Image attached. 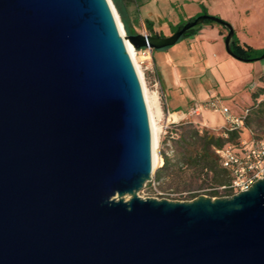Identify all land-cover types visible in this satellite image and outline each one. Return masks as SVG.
I'll list each match as a JSON object with an SVG mask.
<instances>
[{
	"label": "water",
	"instance_id": "1",
	"mask_svg": "<svg viewBox=\"0 0 264 264\" xmlns=\"http://www.w3.org/2000/svg\"><path fill=\"white\" fill-rule=\"evenodd\" d=\"M208 18L233 54L232 25L207 14L127 38L161 49ZM152 171L109 0H0V264H264V178L231 196L142 198Z\"/></svg>",
	"mask_w": 264,
	"mask_h": 264
},
{
	"label": "rangeland",
	"instance_id": "2",
	"mask_svg": "<svg viewBox=\"0 0 264 264\" xmlns=\"http://www.w3.org/2000/svg\"><path fill=\"white\" fill-rule=\"evenodd\" d=\"M111 1L124 25L126 37L128 33L118 4L137 33H151L148 23L154 32L165 36L172 35L180 24L190 21L197 11H205L204 14L230 23L241 44L251 46L253 55L261 56L242 60L230 54L225 42L228 30L209 20L197 24L194 34L182 36L165 48L154 49L151 59H145L136 49L150 95L155 91L159 94L158 106L153 104L158 128V163L139 196L173 201L192 200L200 195L223 196L220 192L213 193L218 184L213 181L212 172L195 173L193 168L183 164L185 145L181 135L195 127L227 136L229 121L219 109L227 106L234 115H247L254 104L257 106L264 99V94L255 100L252 96L259 86H264V0ZM197 106L201 108L200 113L193 112ZM239 134V139H264V120L241 126Z\"/></svg>",
	"mask_w": 264,
	"mask_h": 264
},
{
	"label": "trees",
	"instance_id": "3",
	"mask_svg": "<svg viewBox=\"0 0 264 264\" xmlns=\"http://www.w3.org/2000/svg\"><path fill=\"white\" fill-rule=\"evenodd\" d=\"M117 6L122 14V19L125 24L128 35L136 34L137 32L130 25L129 20L127 16L124 15L121 6L119 4ZM204 13L205 11H203V14ZM197 16H193L190 20H194ZM207 20L214 21L210 18L206 19L205 21ZM184 24L185 23L180 24L177 29H181ZM147 26L153 35H163L161 33L154 32L153 27L150 26L148 23ZM196 30L197 27L194 26L187 30L182 36L192 35L196 32ZM231 46L233 51L232 55L239 59L255 60L261 57L253 55L254 49L251 46L242 45L235 33L232 39ZM262 78L264 79V75L262 76ZM263 94L264 86H259L257 90L252 93V96L255 100ZM255 120H257L258 123L264 120V99L258 102L257 106L256 104H254L252 112L246 115L241 126L250 125ZM240 127L238 129L230 131L228 130L227 136L216 135L215 133L210 132L207 129L200 130L195 127L188 128L181 135L182 141L185 145L182 157L183 164H186L188 165V167L193 168L195 173H203V171H207V173L212 172V179L218 185L227 183L229 180L227 170L221 165L220 159L216 154L215 148L224 146L227 143H237L240 137ZM167 163L168 160L165 158L164 165H166ZM216 192H218V190L213 191V193Z\"/></svg>",
	"mask_w": 264,
	"mask_h": 264
},
{
	"label": "built area",
	"instance_id": "4",
	"mask_svg": "<svg viewBox=\"0 0 264 264\" xmlns=\"http://www.w3.org/2000/svg\"><path fill=\"white\" fill-rule=\"evenodd\" d=\"M139 51L145 59H151L153 56V50L149 47L140 48ZM200 109L197 106L193 112L200 113ZM219 110L229 121L227 131L238 129L246 117V114L241 116L232 114L227 106ZM215 151L229 178L227 183L214 187L223 196H231L247 190L256 180L264 178V139H239L237 143L216 147Z\"/></svg>",
	"mask_w": 264,
	"mask_h": 264
},
{
	"label": "bare ground",
	"instance_id": "5",
	"mask_svg": "<svg viewBox=\"0 0 264 264\" xmlns=\"http://www.w3.org/2000/svg\"><path fill=\"white\" fill-rule=\"evenodd\" d=\"M109 3H110L111 8L113 10V13H114V16L116 18L117 24L119 26L120 32L124 36V32H125L124 25H123V23L119 17V14H118L116 8L114 7L113 2L111 0H109ZM124 40H125V44L127 46V50L129 52L132 60H133V63L135 65V68L137 70L139 78L141 80L146 104H147L148 111H149V117H150L151 129H152V141H153V168L155 169L157 167V163H158V155L156 153V147L158 145V135H157L158 128H157L156 123H155V111H154L153 104L154 105L156 104V106H158L159 94H158V91H155L153 93V95H150L148 88H147L145 81H144L143 72H142L140 65H139V62L137 60L136 48L126 36H124Z\"/></svg>",
	"mask_w": 264,
	"mask_h": 264
},
{
	"label": "crops",
	"instance_id": "6",
	"mask_svg": "<svg viewBox=\"0 0 264 264\" xmlns=\"http://www.w3.org/2000/svg\"><path fill=\"white\" fill-rule=\"evenodd\" d=\"M200 14H203V11H197V13H196V15H194V16H197V15H200ZM217 14H219V13H217ZM224 17V16H223ZM227 21H229V22H233L232 21V19H230V18H226V17H224ZM153 52H154V50H153ZM153 57H154V55H153Z\"/></svg>",
	"mask_w": 264,
	"mask_h": 264
}]
</instances>
